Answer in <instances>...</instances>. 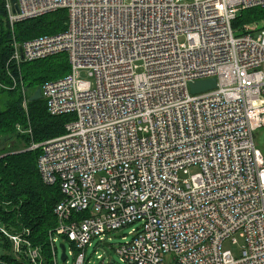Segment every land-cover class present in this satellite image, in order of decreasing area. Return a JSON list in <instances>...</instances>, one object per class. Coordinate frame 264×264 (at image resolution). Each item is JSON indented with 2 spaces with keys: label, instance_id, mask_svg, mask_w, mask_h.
<instances>
[{
  "label": "built area",
  "instance_id": "1",
  "mask_svg": "<svg viewBox=\"0 0 264 264\" xmlns=\"http://www.w3.org/2000/svg\"><path fill=\"white\" fill-rule=\"evenodd\" d=\"M16 3L13 12L3 0L11 31L67 13L58 33L12 37L10 82L0 83L19 87L26 108L20 64L58 53L69 61L68 74L40 87L47 112L69 116L64 132L27 147L39 150L41 179L63 196L48 235L51 264L89 263L88 247L96 264H117L97 249L125 227L130 238L114 249L122 264H264V155L254 142L264 126V26L234 25L264 0ZM213 77L215 88L190 92L191 82ZM59 237L68 244L61 242L64 259ZM239 238L237 256L222 248ZM0 251L45 261L27 228L0 223Z\"/></svg>",
  "mask_w": 264,
  "mask_h": 264
},
{
  "label": "trees",
  "instance_id": "2",
  "mask_svg": "<svg viewBox=\"0 0 264 264\" xmlns=\"http://www.w3.org/2000/svg\"><path fill=\"white\" fill-rule=\"evenodd\" d=\"M66 21V10L58 9L20 21L11 31L5 21L3 0H0V83L7 85L10 82L4 67L7 62L8 66L13 67L10 61L12 37L22 42L41 35L55 34L65 29ZM251 22L264 25V8L240 11L234 25ZM68 72L69 65L64 53L21 63L20 75L27 89L26 108L22 105L19 87L8 90L0 86V132L14 136L18 134L16 125L19 124L23 129L30 130V133L22 135L27 146L31 141L41 142L63 133L69 116L50 115L44 99L30 101L29 97L43 83ZM15 76L18 73L15 72ZM38 154L39 150L27 149L0 153V223L14 230L27 228L32 244L40 246L44 252V264H51L48 235L57 226L54 210L63 196L57 184H46L41 179L37 168ZM0 258L8 264H28L25 260L18 261L9 255L0 254Z\"/></svg>",
  "mask_w": 264,
  "mask_h": 264
},
{
  "label": "rangeland",
  "instance_id": "3",
  "mask_svg": "<svg viewBox=\"0 0 264 264\" xmlns=\"http://www.w3.org/2000/svg\"><path fill=\"white\" fill-rule=\"evenodd\" d=\"M185 1L191 2L192 0H185ZM243 25H246V23L241 24L240 26H243ZM262 26H264V25H262ZM180 40L183 41V38H181ZM68 65H69V63H68ZM141 70H142V68H139L137 71H141ZM79 78H81L83 80L92 81V78L88 77L86 70H79ZM1 105H2V101L0 100V107H1ZM16 131L18 134H15L14 136L4 135L3 132H0V153H3L5 151L16 152L18 150L27 149L28 146L25 144L24 137L22 135L28 133V129H23L19 124H17L16 125ZM254 142H255L256 147L259 148L260 151L262 152V154L264 155V126L258 128L255 131ZM196 170H197L196 167H190V168H188V173L193 174L196 172ZM95 177L96 178L100 177V174H97ZM129 229H130V227H125V228H121L115 232L110 233L109 236L111 238L110 239L111 246L106 247L105 249H103L102 247H99L97 249L98 253L101 254L104 251H106V253L108 254L109 257H111L117 261V264H122L118 261L117 254L114 251V249L117 247V245L119 243L123 242V239H122L123 236H125L126 239L130 238V235L128 234ZM62 241H65V243L67 244V241L65 239H63L62 237H59L57 246ZM242 243H243V240L241 238L237 239V243H231L229 240H225L222 243V248L225 250L231 251V253L234 256H237L239 254L240 246L242 245ZM91 252H92V247H88L86 250V255H87V257H90L89 258L90 261H89V263H85V264H96L97 263L95 254L91 255ZM0 254H1V251H0ZM59 254H60V252L58 250V255ZM68 260H69L68 264H71L72 261H71L70 257H68ZM58 263L62 264L60 259H58Z\"/></svg>",
  "mask_w": 264,
  "mask_h": 264
},
{
  "label": "water",
  "instance_id": "4",
  "mask_svg": "<svg viewBox=\"0 0 264 264\" xmlns=\"http://www.w3.org/2000/svg\"><path fill=\"white\" fill-rule=\"evenodd\" d=\"M11 4H12V8L13 11H18V6L16 3V0H10ZM190 87V92L191 93H199V92H204L210 89H213L216 87V79L213 78H208V79H204V80H197L194 82H191L189 84ZM36 99H41V91L40 88H37L35 90V92L29 97L30 101L36 100ZM106 245V244H105ZM59 247L61 249V258L64 259L65 258V253H64V245L63 243L59 244ZM113 261L110 262V264H112Z\"/></svg>",
  "mask_w": 264,
  "mask_h": 264
},
{
  "label": "bare ground",
  "instance_id": "5",
  "mask_svg": "<svg viewBox=\"0 0 264 264\" xmlns=\"http://www.w3.org/2000/svg\"><path fill=\"white\" fill-rule=\"evenodd\" d=\"M12 11H13V8H12ZM14 12V11H13ZM16 12V11H15Z\"/></svg>",
  "mask_w": 264,
  "mask_h": 264
}]
</instances>
